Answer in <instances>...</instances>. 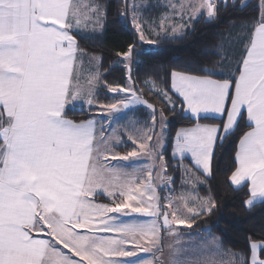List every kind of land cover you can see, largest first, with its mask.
<instances>
[{"label":"snow or ice","instance_id":"6c2138e0","mask_svg":"<svg viewBox=\"0 0 264 264\" xmlns=\"http://www.w3.org/2000/svg\"><path fill=\"white\" fill-rule=\"evenodd\" d=\"M137 7L125 0L121 15L133 10L131 24L144 41ZM187 7L193 15L206 12L209 19L219 11L216 0H190ZM100 11L83 0H0V264H165L156 257L163 251L162 231L177 235L174 226L191 227L195 217L217 207L212 198L191 201L183 195L179 197L182 207L170 197L161 203L153 166L129 172L110 164L129 161L142 151L151 156L157 146H163L165 111L136 95L133 88L108 86L109 92L131 93V98L101 106L109 114L136 103L150 110L151 124L128 136L136 147L125 155L114 151L119 136L105 137L103 124L98 130L95 118L79 122L67 118L69 105L79 101L91 108L97 103L94 84L99 76L90 74L87 87L81 83V50L72 33L87 27L85 21ZM133 52L130 44L116 55L130 61ZM125 67L131 83V70ZM203 72H171V89L182 98L181 112L195 120L176 132L172 155L182 158L189 153L195 168L210 176L217 141L222 144L244 122L246 130L238 138L228 179L233 186L247 187L245 204L252 207L264 202V17L250 30L235 71L223 79L213 78V69ZM159 94L174 113L169 92ZM208 114L226 120L200 123ZM156 159L163 161V154ZM145 171L146 177L141 175ZM162 172H167L166 164ZM101 195L111 203H96ZM197 202L199 208L193 206ZM119 213L150 219L125 223ZM139 251L152 253L155 261L131 259ZM177 252L173 251L170 264H189L176 259ZM249 253V257L232 255L241 264H264V238L249 237ZM195 264L216 261L202 258Z\"/></svg>","mask_w":264,"mask_h":264},{"label":"trees","instance_id":"16d2710c","mask_svg":"<svg viewBox=\"0 0 264 264\" xmlns=\"http://www.w3.org/2000/svg\"><path fill=\"white\" fill-rule=\"evenodd\" d=\"M132 1L128 0V4L131 5ZM143 1L147 2V5L141 7L140 19L148 28L149 37L156 40L153 44L139 41L138 33L131 24V8H128L126 16L121 15L125 10V0H96L101 9V27L74 31V34L82 51L101 57L102 80L96 93L100 105L113 103L119 95L109 92L108 86L126 88L131 85L157 110L162 108L165 111L168 117L167 144L164 151L167 165L165 174L172 177V182L177 183L182 180V172L179 167L180 160L174 159L170 154L173 140L180 127L191 126L195 120L190 114L181 112V98L171 89V72L175 70L204 75L203 69L207 68L214 70V78H227V73L236 69L250 30L259 22L260 5L259 0H226V3L225 0H219V11L215 18L209 19L206 14L188 17L184 19L187 22L185 26L174 33L170 32L173 29L170 26L163 32L160 24L161 15L170 10V6L165 7L163 0ZM152 19L156 21L152 22ZM130 44L134 45V52L130 63L127 64L116 53L126 51ZM228 63L232 65L231 68L223 67ZM126 64L131 70V83L128 80L129 71L125 67ZM160 90H167L171 95L175 102L174 113L159 94ZM66 114L68 118L80 121L95 116L97 108L75 105L68 107ZM224 120L207 116L199 122L221 124ZM243 130L246 128L244 122H241L240 127L224 139L222 144L217 141L210 176L194 169L200 174L203 182L193 186L192 194L202 200L214 199L217 207L211 213L195 217L191 227L187 226L185 229L209 231L220 238L226 251L249 257V237L264 238V202L256 203L252 207L246 206L245 201L249 198L247 187H235L228 179L234 170L236 144ZM134 147L131 141L126 140L116 149L129 152ZM164 195L165 189H162V200ZM235 264H241V260L235 259Z\"/></svg>","mask_w":264,"mask_h":264},{"label":"crops","instance_id":"0c3cea01","mask_svg":"<svg viewBox=\"0 0 264 264\" xmlns=\"http://www.w3.org/2000/svg\"><path fill=\"white\" fill-rule=\"evenodd\" d=\"M248 1L249 0H244V2H248ZM83 2L88 3L87 0H83ZM93 2L96 4V0H93ZM176 2L179 3L178 0H176ZM176 2L174 0V4H177ZM259 5H260V12H259V21H260L261 18L264 17V0H259ZM202 14H206V12L197 13L195 15L200 16ZM198 16H195V17H198ZM90 20H92V21L90 22ZM85 23H87L88 26L83 27V25H82L81 29H79V30L86 29V28H90V29L100 28L101 27L100 13L97 15H91L90 19L85 21ZM74 31H78V30H74ZM74 31L72 34L74 35V37L76 39ZM78 58H79V61L82 62L81 83L84 84L85 87H87L86 81L88 80L90 74H92V75L98 74V76H99V80L94 84V91H95L94 99L97 101L96 93L98 92V89L101 86V80H102V77H101V75H102L101 57H99L97 55L88 54V53L81 50L78 53ZM190 75H193V74H190ZM112 94L115 95L114 93H112ZM175 94H177V93H175ZM115 101H116V98L114 100V103H115ZM75 105H83L85 107H89L86 103L79 102V101L73 105H69L68 107L75 106ZM101 106H106V105H104V104L100 105V103H98V101H97V103L92 106V107L97 108V114L93 117H90V118H95L98 121V124H97L98 130H99L100 124H103V126H104L103 135L107 137L109 134V131L111 130L110 128L111 127H112V129L114 128L113 124L115 121L110 126L108 124H106V122H108V119L110 118V115L106 114L105 111L102 110ZM208 116L216 117V118L217 117L218 118H224L226 120V116L222 117V116H219L217 114H208ZM112 117H113V119H115L116 114L114 113L112 115ZM68 119H71V118H68ZM71 120H73V119H71ZM85 120H87V119H85ZM73 121H76V120H73ZM80 121H82V120H80ZM76 122H79V121H76ZM200 123H202V124H218V123H214V122H212V123L200 122ZM106 125H108L109 127H107ZM180 128H182V127H180ZM111 133H114V132L110 131L109 135H111ZM98 135H99V132H98ZM119 135L121 136L122 141L117 146L122 145L123 143H125L126 140L128 141V136H129V135L127 136L125 133H122V131H120V130H119ZM174 144H175V137H174V143H173L172 150H171L172 153L174 150ZM116 147L114 148L115 152H118L121 155H125L128 153V152L118 151L116 149ZM132 150H130V151H132ZM132 159L133 158H130L129 161H120V164L118 166L121 168H124L125 170H127L129 172H132L134 168L145 169L146 158L138 157V158H135L133 160ZM174 159L183 160V161H186L188 163L192 161L191 155L189 153H185L182 158L178 154L176 157H174ZM143 176H145V172H144ZM162 189H164L163 185L162 186L156 185L157 195L159 197H161V203L163 202V200H162ZM103 198H106L107 200H104ZM95 202L100 203V204L111 203L110 199L108 197H106L105 195H101V196L96 197ZM135 214L136 213H129L128 216H124L122 213H119L116 215L120 218V220L122 222L129 223V222H132L131 220L133 218V215H135ZM140 217L142 219H144L145 221H146V219H148V217H143L140 215H138V218H135V219L140 220L141 219ZM185 227H187V226H178V225L174 226V229H175L177 235H170L167 230L162 231L161 236H160V243L163 247V251L162 252H156V257H160V259L163 260L165 262V264H170V261L173 258V256H172L173 251L178 250L175 258L180 260V258L186 256L185 257L186 261L189 262V264H195V261L202 259V258H211V259L216 261V264H235V259L232 255L233 253L230 251H226L222 247L220 238L217 235L210 233L209 231L204 232V231L186 230ZM101 235H103V233H101ZM109 235H111V234H109ZM213 237L216 238V241H213V239H212ZM217 242H218V244H217ZM130 246L131 245H128V247H130ZM59 247L62 249L63 252L71 255V253L69 252L68 249H63L62 245H60ZM153 252H155V249H153ZM73 258L77 259V260L79 259V257H73ZM131 259H133V260L140 259V256L137 254L136 257H133ZM156 264H159V261H156Z\"/></svg>","mask_w":264,"mask_h":264},{"label":"rangeland","instance_id":"374dc122","mask_svg":"<svg viewBox=\"0 0 264 264\" xmlns=\"http://www.w3.org/2000/svg\"><path fill=\"white\" fill-rule=\"evenodd\" d=\"M87 1H88L89 4H95L93 2V0L92 1L91 0H87ZM178 1H179V3L176 2V0H175V2L177 4H174V0H163L164 6L166 7V6L169 5L170 8H171V9L168 8L170 10L165 12L160 17V21H161L160 24L162 26L161 29H162L163 32H165L167 30L168 26L173 28V29L171 28L172 30L170 32H174V33L175 32H179L185 26V24L187 23L184 19H187L190 16H193V17L198 16V15H195V14L193 15L191 9L187 7L188 4L190 3V0H178ZM196 2H199V0H196ZM132 4H136L138 6L136 8V10H137L136 15L139 17V20L141 21L140 17H141L142 14H141V10L140 9H141V7H146L147 2H145L143 0H137V1L133 0ZM95 5L98 6L97 3ZM182 5L184 7H182ZM92 20H90V22ZM154 20L155 19H152V22ZM183 21H185V22H183ZM142 23H143V29H144V34H145V40L141 41L140 38H139V41L140 42H144V43H149V41H152L150 44L155 43L156 40L154 38H152V37H149V35L147 34V29L148 28L146 26H144L145 23L144 22H142ZM146 24H148L147 21H146ZM126 63L129 64L130 61H126ZM129 87L133 88L131 85H128V87H126V88H129ZM140 88L143 89L142 86H140ZM135 93H136V95L140 96L143 100H146L143 96L139 95L136 91H135ZM126 98H131V93H119V96L116 97V101L121 100V99H126ZM105 113L110 115V118L108 119V122H106V124H108L110 126L115 121L114 124H113L114 128L113 129H112V127L110 128L111 129L110 131L111 132L113 131L114 133H111V135H109L110 134V131H109V134H108L107 137L119 136L120 142L122 141V139H121V136L119 135V130L122 131V133H125L127 136L130 135V134L135 136L136 135L135 129H144V130H146L147 127L151 124L150 110L146 107V105H144L142 103L131 104L126 109L125 108H120V111L115 113L116 114V118L115 119H113V117H112V115L114 113L109 114L106 111H105ZM205 123H212V122H205ZM108 125H106V126L109 127ZM186 127H191V126H184L182 128H186ZM167 128H168V125H167V127L165 129V132H164L163 146L162 147L157 146L155 148V151L152 152L151 156L148 155L147 151H142V152H140L138 157L146 158L145 169H146L147 166H153L155 168V171L153 172V180H154L155 185H159V186L163 185L164 186V189H165L164 198L170 197L173 200L174 204L175 203H180L179 202V197L182 196V195L185 196V197H189L191 201H196L197 198H199V197H196L195 195L192 194V188H193V186H196L197 184L202 183L203 179L200 176V174H198L196 172V170H194L196 168H195V166L193 164V161H191L189 163L186 162V161H183V160L179 161V167H180V170L182 172V180H181V182H177V183L172 182V177L169 180L170 177H168L165 173L162 172V166L164 164H166L164 151L166 149L165 147H166V144H167V142H166ZM156 132H157V137H158L159 133H160V125L159 124H157V126H156ZM156 139L157 138H154V140L152 141V143L154 145L156 144ZM128 141H129V139H128ZM111 142H113V141H110V143ZM173 143H174V140H173ZM159 153L163 154V156H164V160L163 161H160L159 159H156V156ZM170 154L173 157L172 151H171ZM138 157H135V158H138ZM135 158H133V159H135ZM110 164L112 166L119 167L118 165L120 164V162L118 163L117 161H110ZM141 169H143V168H141ZM199 172L202 173V171H199ZM211 173H212V164H211ZM143 174H144V172L141 173L142 176H143ZM146 174L147 173L145 171V177H146ZM203 175H205V174H203ZM162 176H163V178H161ZM174 187H176V188H174ZM164 198H163V202L162 203H166V200ZM199 200L200 201H204V199L202 200L200 198H199ZM180 206L182 207V203H180ZM193 206L199 208V206H200L199 202L195 203ZM138 215L139 214L133 215V218L134 219L138 218ZM186 215H188V214L186 213ZM133 218H132V220H133ZM148 219H150V218H148ZM148 219H146V220H148ZM140 220H144V219L141 218ZM178 226H187V225H178ZM130 247H132V245ZM137 254L140 256V259H144V258L145 259H153L155 261V257H153L152 253H147L146 254V253H144L142 251H139V252H137ZM185 257L186 256L180 258V260L182 262H187ZM155 264H156V261H155Z\"/></svg>","mask_w":264,"mask_h":264},{"label":"built area","instance_id":"2783aa9c","mask_svg":"<svg viewBox=\"0 0 264 264\" xmlns=\"http://www.w3.org/2000/svg\"><path fill=\"white\" fill-rule=\"evenodd\" d=\"M219 0H216V3H218Z\"/></svg>","mask_w":264,"mask_h":264}]
</instances>
